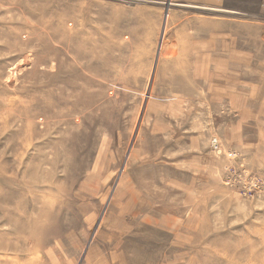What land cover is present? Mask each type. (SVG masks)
<instances>
[{
	"label": "rangeland",
	"instance_id": "374dc122",
	"mask_svg": "<svg viewBox=\"0 0 264 264\" xmlns=\"http://www.w3.org/2000/svg\"><path fill=\"white\" fill-rule=\"evenodd\" d=\"M0 264H264V0H0Z\"/></svg>",
	"mask_w": 264,
	"mask_h": 264
}]
</instances>
